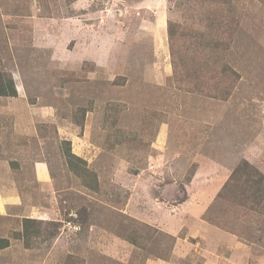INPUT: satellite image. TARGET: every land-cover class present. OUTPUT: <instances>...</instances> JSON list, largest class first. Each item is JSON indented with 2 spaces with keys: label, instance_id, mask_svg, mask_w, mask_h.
I'll return each mask as SVG.
<instances>
[{
  "label": "rangeland",
  "instance_id": "obj_1",
  "mask_svg": "<svg viewBox=\"0 0 264 264\" xmlns=\"http://www.w3.org/2000/svg\"><path fill=\"white\" fill-rule=\"evenodd\" d=\"M0 72V264H264V0H0Z\"/></svg>",
  "mask_w": 264,
  "mask_h": 264
},
{
  "label": "trees",
  "instance_id": "obj_2",
  "mask_svg": "<svg viewBox=\"0 0 264 264\" xmlns=\"http://www.w3.org/2000/svg\"><path fill=\"white\" fill-rule=\"evenodd\" d=\"M171 33H172V31H171ZM234 74L236 76H239V74L236 73L235 71H234ZM237 78H239V77H237ZM17 96H18V90H17V85H16L14 79L11 76H9V75H6L5 73L0 72V97H12V98H15ZM68 151H69L68 152L69 165L72 168H75L77 166V164H78L77 162H79L80 159L71 154V152H70L71 149L70 148H68ZM239 165L240 166L237 167L236 170H234V172H233L231 177H233L234 174L237 175V174H240L241 172H243V174L246 175L244 173L245 171H242L243 169L241 167L246 166V168H247V165H250V163L245 160L242 164H239ZM250 166H252V165H250ZM246 170H248V169H246ZM74 171H76V169H74ZM247 175L248 176H246L245 183H250V185L247 186V187L246 186H244V187H246L248 189V193L250 192L251 194L255 195L256 192L260 189V192H259L260 194L259 195H262V194L264 195V175H262L256 169H255V172L254 171H250ZM235 177H236L235 179H238V180L240 179V176H235ZM254 185L258 186V188L255 187ZM221 194L222 193H220L219 196ZM234 196H236V195H234ZM248 198H250L249 195L247 197H244V199L241 198V200L246 202ZM29 223H30V225H33L32 220L25 219V223L24 224L26 225V227L24 229V233H26V234H30V232H29V229H30L29 228ZM9 246H10V243H9L8 240L0 238V250L6 249Z\"/></svg>",
  "mask_w": 264,
  "mask_h": 264
}]
</instances>
